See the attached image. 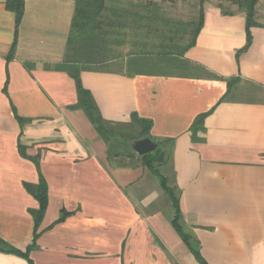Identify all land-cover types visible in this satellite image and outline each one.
Instances as JSON below:
<instances>
[{"label": "crops", "instance_id": "obj_1", "mask_svg": "<svg viewBox=\"0 0 264 264\" xmlns=\"http://www.w3.org/2000/svg\"><path fill=\"white\" fill-rule=\"evenodd\" d=\"M0 0V237L25 250L33 242L31 209L39 202L24 187L37 183L39 155L49 203L33 264H200L173 227L174 210L158 177L143 164L118 165L80 109L75 80L54 68L65 60L76 0H25L15 52V13ZM136 0H111L91 34L81 80L109 121L136 113L152 122L150 139L169 140L161 168L176 186L185 229L208 264H264V23L204 3V24L178 47L168 69H132L111 36L135 26L147 42L151 25ZM188 37V36H187ZM130 65V66H129ZM171 70V71H170ZM238 78L228 91L227 79ZM251 86L247 96L242 88ZM208 113L193 139L195 119ZM27 119L21 124L17 118ZM61 210L69 214L53 225ZM53 225V226H52ZM0 264H27L0 251Z\"/></svg>", "mask_w": 264, "mask_h": 264}, {"label": "trees", "instance_id": "obj_2", "mask_svg": "<svg viewBox=\"0 0 264 264\" xmlns=\"http://www.w3.org/2000/svg\"><path fill=\"white\" fill-rule=\"evenodd\" d=\"M109 1L111 0H76L75 15L72 22L70 36L68 38L66 57L62 63L56 64L54 68L67 71L70 76L74 78L78 94V101L74 107L82 109L92 122L107 145L108 158L116 161L118 165H135L141 163L158 177L174 210V215L171 219L173 227L179 233L185 245L194 254L200 264H208L201 254L200 243L185 229L179 196L176 194V186L174 183H171L169 177L161 170L162 167L169 164L171 159V144L169 140L157 143V148L153 152L145 155L137 154L133 149V142L147 137L150 138L152 122L148 119L139 117L136 113L132 114L131 121L128 123H118L106 120L102 116L91 91L85 88L82 83L80 76L81 71L88 68L85 67V64L99 62L96 61L95 56H91V52L89 51L91 39L93 37L91 34L94 33L93 31L96 27L100 26L103 19V13L111 5L109 4ZM158 1L159 0H136L135 3H131V6L135 7L136 10L131 11L130 13H135L134 16H137V8L141 7L145 8L148 19H151V21L160 20V4ZM198 1L200 3V15L196 25L193 27V39L187 45V48L195 43L197 35L204 24L205 12L203 5L207 0ZM219 1V6L222 10L223 6L221 3L228 1L236 4L238 8L246 14L247 41L245 47L238 51L239 54V52L245 51L252 43L251 28L261 25V23L256 20L257 3L259 0ZM6 6L15 13V39L9 55V58H12L17 45L18 28L24 15L25 0H7ZM223 11L228 12L225 9ZM237 80L238 78L227 79L228 91ZM207 114L208 113L200 114L192 124L191 129L194 135V140L200 139L195 135L199 130L205 129L204 120ZM17 118L21 124L27 121V119L20 116H17ZM19 150L20 154L31 159L39 170V180L37 183L24 182L26 190L39 202V207L37 209L30 210V214L34 219V238L33 242L28 245L25 250H21L0 237V251L17 254L25 258L27 264H33L30 254L31 251L37 247V240L43 232L40 231L39 228L48 208V184L40 170L39 155L33 157L29 156L26 153V147L23 145H20ZM68 214L69 213L65 210H61L60 217L53 223V225L64 220Z\"/></svg>", "mask_w": 264, "mask_h": 264}, {"label": "rangeland", "instance_id": "obj_3", "mask_svg": "<svg viewBox=\"0 0 264 264\" xmlns=\"http://www.w3.org/2000/svg\"><path fill=\"white\" fill-rule=\"evenodd\" d=\"M216 0H207L212 3ZM160 20L152 21L147 28V42L141 45L139 42V30L136 27L129 26L124 29L125 35L111 36L110 39L115 41L116 49L119 44L123 43L125 50L116 51L114 56H126L131 64V68L143 69H168L174 54H178V47H182L191 40V34L184 33L188 28L184 27L189 24V31L196 25L200 15V3L198 0H159ZM223 10H232L238 7L231 2H222ZM204 7V6H203ZM256 20L264 23V0L257 3ZM188 36V37H187ZM130 66V65H129ZM171 71V70H170ZM242 88L246 91L244 95L250 93L251 86L245 84ZM156 143L162 141H154ZM134 143V142H133ZM129 161V160H126Z\"/></svg>", "mask_w": 264, "mask_h": 264}, {"label": "water", "instance_id": "obj_4", "mask_svg": "<svg viewBox=\"0 0 264 264\" xmlns=\"http://www.w3.org/2000/svg\"><path fill=\"white\" fill-rule=\"evenodd\" d=\"M157 143L149 137L137 140L133 143V149L139 155H145L153 152L157 148Z\"/></svg>", "mask_w": 264, "mask_h": 264}]
</instances>
